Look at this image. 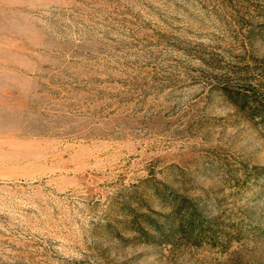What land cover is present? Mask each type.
<instances>
[{
  "label": "rangeland",
  "instance_id": "obj_1",
  "mask_svg": "<svg viewBox=\"0 0 264 264\" xmlns=\"http://www.w3.org/2000/svg\"><path fill=\"white\" fill-rule=\"evenodd\" d=\"M0 264H264V0H0Z\"/></svg>",
  "mask_w": 264,
  "mask_h": 264
}]
</instances>
